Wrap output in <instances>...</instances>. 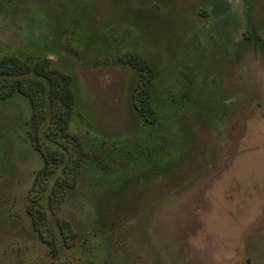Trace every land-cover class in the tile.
<instances>
[{
	"label": "rangeland",
	"instance_id": "1",
	"mask_svg": "<svg viewBox=\"0 0 264 264\" xmlns=\"http://www.w3.org/2000/svg\"><path fill=\"white\" fill-rule=\"evenodd\" d=\"M5 61L0 264H264V0H0Z\"/></svg>",
	"mask_w": 264,
	"mask_h": 264
},
{
	"label": "trees",
	"instance_id": "2",
	"mask_svg": "<svg viewBox=\"0 0 264 264\" xmlns=\"http://www.w3.org/2000/svg\"><path fill=\"white\" fill-rule=\"evenodd\" d=\"M131 64L132 65L136 64V60L134 59ZM19 71H20V66H19V64L17 62L16 63H14V62L12 63L11 61H5L4 64H0V83L2 82V79L6 78V77H3L2 75L14 74V73L19 72ZM47 81H48V79H47ZM15 84H16V82H15ZM48 85H49V88L52 87V85H50L49 83H48ZM24 86L28 87L29 85L28 86L24 85ZM34 86H36V85L34 84ZM35 90H37V91H29V92H27V91L22 90V92L25 95H27L32 100V102H40V100L38 99V96L42 94V90L40 89V86H39V88H35ZM36 92H38V94H36ZM59 93L61 95L58 96V98L56 100L59 103H61V107H62L61 109L67 110L69 105H70V96H69L68 91H66V89H61L58 92H55L54 95H52L51 92L47 94V98L49 100L50 107L52 106V103H56V102H51V99H53V97L55 95H58ZM2 96H4V94H2V95L0 94V97H2ZM34 107L37 110V115H38L37 119L42 120L43 119V114H41V112H39L40 108H42V104L34 106ZM52 119H53V116L51 115V120ZM57 119L60 120L59 118H57ZM48 157H49L50 161H52V162L48 163V166L53 165L54 164L53 162H56L55 165H57L62 159L61 156H56V155H49ZM61 173H62V175H64L65 171L62 169Z\"/></svg>",
	"mask_w": 264,
	"mask_h": 264
}]
</instances>
